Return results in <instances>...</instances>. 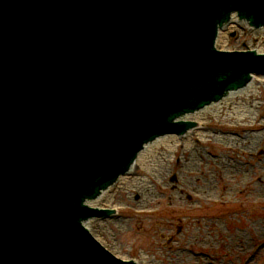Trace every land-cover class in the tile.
Instances as JSON below:
<instances>
[{
  "label": "water",
  "instance_id": "water-1",
  "mask_svg": "<svg viewBox=\"0 0 264 264\" xmlns=\"http://www.w3.org/2000/svg\"><path fill=\"white\" fill-rule=\"evenodd\" d=\"M232 12L264 26V0H0V264H135L83 222L185 114L264 74V51L220 48Z\"/></svg>",
  "mask_w": 264,
  "mask_h": 264
},
{
  "label": "rangeland",
  "instance_id": "rangeland-1",
  "mask_svg": "<svg viewBox=\"0 0 264 264\" xmlns=\"http://www.w3.org/2000/svg\"><path fill=\"white\" fill-rule=\"evenodd\" d=\"M254 31L237 20L227 30L225 48L264 51V37L256 36ZM236 99L234 105L222 104L218 113L204 111L192 128L201 126L197 130L200 135L188 133L181 137L176 148L173 145L171 149H160L162 146L156 149L154 160L160 155L165 159L163 177L136 164L126 175L129 179L106 191L101 207L113 208L114 213L88 220L89 231L106 248L140 264H175L176 259L178 264H264V84H257L255 90ZM251 133H259L261 138L256 142L259 147L253 151L240 143L241 138ZM223 137H236L238 143L232 146ZM186 142L202 152L194 172L208 171L214 191L208 201L197 199L189 188L180 189L188 173L181 174L174 159L182 158ZM218 158L238 163L242 171L225 178L215 163ZM219 176L229 183L222 196L218 194L222 188ZM135 179L157 189L155 204L138 206L140 190L133 193L130 188ZM171 191L175 192L176 201L168 198ZM170 203L172 211L179 215L171 213L172 218L160 215V210L170 209ZM190 205L197 208L188 209Z\"/></svg>",
  "mask_w": 264,
  "mask_h": 264
},
{
  "label": "bare ground",
  "instance_id": "bare-ground-1",
  "mask_svg": "<svg viewBox=\"0 0 264 264\" xmlns=\"http://www.w3.org/2000/svg\"><path fill=\"white\" fill-rule=\"evenodd\" d=\"M237 16L234 15V13L232 14V21H235V23H226L227 26L221 30V32L219 33V41H220V48H225L226 44H225V35L227 33V30L230 28H233V26L236 24L237 22ZM257 35H262L264 37V26L260 27V31L256 30L254 31ZM257 50L263 51L262 48H258ZM264 77V76H263ZM260 77L258 78L257 75H255L252 78L253 81V86L252 88L248 91L245 89H240V94L239 93H233L232 94V100L229 101H225V102H221V103H217V104H213L209 106V111L207 112H214V113H218L221 108H222V104L225 106L227 104L229 105H234L235 103H237V96H240L242 94H247L249 92H252L253 90H255V86L258 85H263L264 84V78ZM248 102V100L246 101ZM250 102V101H249ZM241 103V102H240ZM241 106H238V108ZM204 114V111H200V116H193V115H187L185 114L183 116V118H189V119H195V121L200 120L201 115ZM196 130H189V133L191 134H199V131L197 130H201L202 127H197L195 128ZM197 131V132H195ZM201 132V131H200ZM188 135V133H186ZM191 134V135H192ZM259 133H251V134H247L244 138L240 139V143L243 145H246L245 148L248 150H255V148L259 147V143L257 142V139L260 140L261 138H259ZM183 138V137H182ZM225 138L226 142H231V145L234 143H238L236 140V137H223ZM179 140H181V138H178V136H167L165 139H163L160 143L158 144H154V145H149V151L145 152L143 154H140L136 157L135 162L133 163V168L136 164H140V165H144L148 170H153L154 173L160 175V177H163V174L165 173V169H164V162L165 159L163 158L162 155H160L156 160H154L156 158V149H159V146H162L164 148H160V149H171V147L174 145L175 148L177 147V145L179 144ZM173 142V143H171ZM186 146L183 149V155L181 159H174V166H178L179 167V172L181 174H184L183 172L185 171L186 173H188V177L185 178L183 180L182 185H180V189H191L194 192V196L199 199L200 201H208L211 199L212 195L214 194V191L212 189L210 180L208 179V171L203 170V171H199V172H194V167L197 164H200V159H202V152L189 145V143L186 142ZM243 145V146H244ZM233 146V145H232ZM262 146V145H261ZM164 153H166V151L164 150ZM220 158L216 159L215 163L218 166V170L222 171L223 175L225 174V178L228 175H237L239 174V172L242 171V167L241 165H239L238 163H234L229 159H224V160H219ZM132 168V171H133ZM173 169V168H171ZM130 171V173L132 172ZM129 174H125L123 176H119V180H124L127 179L128 176L126 175H130ZM220 180L222 182V188L221 191L218 193L219 195L222 196L223 193H225L226 189L228 188V182L223 181L222 176H219ZM129 179V177H128ZM242 179V178H241ZM240 179V180H241ZM192 180H195L194 182H192ZM242 181V180H241ZM240 181V182H241ZM130 183V181H128ZM133 184H131L130 188L132 190L133 193H137L138 190H140V195H139V200H138V206H141L143 203L148 204V205H153L155 204L157 197H156V191L157 189H150L147 186V183H145L143 180H137L135 179L133 182ZM107 191V190H106ZM106 191H101L100 195L98 196V200H92L94 202V204L97 207H101L103 204L104 199L106 198ZM257 189H255L254 194H257ZM168 198L170 200H174L176 201L177 196L175 194L174 191H171L168 195ZM198 200V201H199ZM197 207L195 205H190L188 209H196ZM172 206L170 203V209H164V210H160V215H167L170 218H172L173 216H177L179 215L177 212L172 211ZM175 210V209H174ZM172 213V215H171ZM91 219V218H90ZM89 220V219H88ZM87 222V227L90 228V224ZM91 230V228H90ZM193 236L190 237V239H192ZM179 260H175V264H178ZM136 264H140V262H137ZM154 264V262H153Z\"/></svg>",
  "mask_w": 264,
  "mask_h": 264
}]
</instances>
